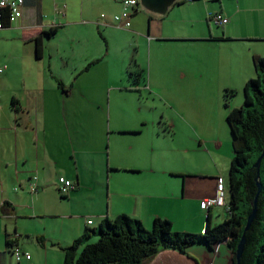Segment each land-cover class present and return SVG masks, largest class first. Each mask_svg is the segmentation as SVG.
Masks as SVG:
<instances>
[{
	"label": "crops",
	"instance_id": "obj_1",
	"mask_svg": "<svg viewBox=\"0 0 264 264\" xmlns=\"http://www.w3.org/2000/svg\"><path fill=\"white\" fill-rule=\"evenodd\" d=\"M209 2L174 4L163 17L150 14L154 17H148L146 30L135 22L137 31L130 29L137 11L134 12L130 27L120 29L133 36L137 47L149 50L148 84L143 73L129 75L126 71V84H131L127 86L112 82L107 72L99 75L97 81L99 87L108 90V99L102 101L92 95L93 82L88 77L90 65L102 56L97 53L93 35L96 32L102 37L101 28L111 33L117 27L113 16L107 17L98 8L104 7L108 15L118 14L121 2L80 0V22L74 0H52L56 23H48L42 21L43 0H24L22 16L0 32L8 40L18 38L24 44L22 52L8 53L2 59L1 66L6 68L0 72V264H61V247L96 229L102 220L120 214L139 219L147 229L155 217L169 219L174 229L195 233L203 230L207 213L213 222L214 207L204 210L200 202L214 192L216 177L225 181V160L222 161L218 137L202 135L199 122H188L176 112L175 117L162 116L157 126L153 118L122 112L123 99L136 100L142 81L149 90L152 78H160V82L163 79L165 74H159L164 72L160 52L163 40L190 49L199 64L208 65L209 69L202 68L201 75H208L211 70L220 74L215 80L220 88L240 91L255 76L252 55L264 56V16L254 31L246 32L244 23L228 21L221 34L212 33L210 28L207 32L195 26L203 23L204 15L208 26L211 24L207 19V14L213 13L207 12ZM260 2L264 10V0ZM52 27L55 32L47 35L45 32ZM68 27L80 31L71 41L67 40L71 47L53 48L52 37ZM211 64L215 67L211 68ZM180 74L186 77L187 71L181 70ZM186 128L191 130V137L186 136L187 141L192 140L190 146L183 139L174 142ZM194 152L208 165L187 163L186 155ZM217 170L221 174L217 175ZM34 175L37 190L31 194L28 183ZM59 176L70 179L75 189L61 196L65 200L55 205ZM172 177L182 180L171 181ZM171 185L178 187L172 193H162ZM57 214L64 220L54 221ZM182 216L193 219L186 227H175ZM87 220L92 223L87 224ZM14 234L18 246L30 254V259L16 262L11 256L6 241ZM38 236L44 238L43 243ZM97 238L98 234H92L88 242ZM186 252L162 248L145 257L142 264H233L227 242H222L217 251L196 242Z\"/></svg>",
	"mask_w": 264,
	"mask_h": 264
},
{
	"label": "rangeland",
	"instance_id": "obj_2",
	"mask_svg": "<svg viewBox=\"0 0 264 264\" xmlns=\"http://www.w3.org/2000/svg\"><path fill=\"white\" fill-rule=\"evenodd\" d=\"M187 1L188 0H185L182 3L176 4H186L185 2ZM196 1L197 0H194L193 3H196ZM209 1L210 2L209 6H207V12H223L225 15H228L230 23L232 21V23L236 22V24H246V32L254 31L261 20H263L264 10L262 9L263 4L260 2V0H245L243 3L234 0ZM42 4V21L56 23L54 21V19L56 20V12L53 9L52 0L51 4L49 3V0H43ZM74 5L76 18L81 22L82 20L80 19L78 13V5H80V0H74ZM235 10L238 12L236 17L235 15L233 16ZM98 11L104 12L107 17L113 16V13L108 15L102 6L98 8ZM170 14L168 16H171ZM148 17L152 18L154 16H150V14H148L146 11L138 8L137 12L131 18L130 29L137 31L134 26L135 22L136 24H139L140 27H144L143 30H146L148 26ZM62 20V22L65 23V18ZM103 28H101V35L103 39L96 32H94L93 35V38L99 48L97 53H101L100 55L102 56L97 58L99 61L90 65L91 67L88 77L92 78L93 82V87L91 89L92 95L98 96L102 101H106L108 99V90H104L101 88V86H98L97 81L99 75H106L108 72L112 82L125 85L127 79L126 71L131 72L132 69H136V71H139V74L143 73L144 76L146 75L145 83L148 84L147 74L149 73L150 52L145 47H137L133 36L122 32L123 29L114 28L115 31L113 30L111 33H108L107 31L103 32ZM195 28H200L203 30L206 29L207 32L210 28L212 33L215 32L218 34H221L223 31V27L221 26L216 27L212 24L208 26L205 15L203 16V23L196 24ZM0 32H2V30ZM78 32H80L79 29L75 27H68L64 30L61 29L56 35L52 37L50 44L53 48L54 46H59L63 49L70 48L71 44L69 41H71L73 37H76ZM162 44L164 45L161 47L160 52L164 57V67L162 68L164 72L159 74H165L163 79H161L160 82V78H152V87H150L149 90L148 88H144L145 86L143 85L142 81L138 86L140 91L137 93L136 100H131L130 98L123 99L122 112H135L136 115L134 116H137V118H140L141 116H145V118L149 119L153 118L155 126H157V123L162 116L171 118L177 115L181 116V114L187 119L188 122H199L198 131L202 135H212L214 137H218V141L222 143L220 151L223 154L222 161L223 159L225 160L222 171L225 173L223 174V178L225 180L224 182H226L225 178L228 173L230 160L224 157L225 155H232V135L226 122L228 108L225 107L223 99V95L227 88H220L215 84V80L219 79L221 75L217 74L216 71L214 72L213 70H211L212 72L210 71L208 75H201L200 72L203 70L202 68L209 69V66H203L199 64V61L194 59V53H192L190 49L184 48L182 46H174V41L172 42L169 40H163ZM23 45V42L18 38L8 40L6 36H0V66L3 64L2 59L7 56L8 53L18 54L22 52ZM48 52L49 48L46 49V54H48ZM137 59L140 61L142 66L138 65ZM212 67L214 68L215 66L211 64V68ZM184 69L187 71L186 77H183L180 74L181 70ZM128 84L129 83L126 85L128 86ZM1 86L2 84L0 82V87ZM234 92L235 93L229 102V108L239 107L243 103V89L240 91L235 90ZM174 112H176L177 115ZM160 128H164V125H161ZM189 130L190 129L185 131L182 130L174 142H178L179 140L183 139L188 146L192 145V140L187 141L186 138V136L191 137V130ZM185 160L187 163H192L193 165L196 163H206L208 165L209 163L196 152L186 155ZM215 173L218 175L221 174V171L217 170ZM165 178L170 180L169 177L165 176ZM172 178L173 180L171 181H178L179 179L180 181L182 180L180 177ZM177 187L178 185H176V189ZM180 187L181 186L179 182V190H181ZM176 189L171 185L162 189V193L169 194L174 192ZM56 192L57 199L55 200L57 201L53 203L58 205L60 203L58 201L65 200V198H61V195L57 190ZM212 214L213 222L211 225L221 223L227 217V214L220 207L212 208ZM192 219L193 218L186 219V216H182L178 219L176 224L177 226L175 227H186V225H188ZM53 220L60 222L64 219L62 215L57 214ZM203 220H205V217ZM178 231L182 230L179 229Z\"/></svg>",
	"mask_w": 264,
	"mask_h": 264
},
{
	"label": "trees",
	"instance_id": "obj_3",
	"mask_svg": "<svg viewBox=\"0 0 264 264\" xmlns=\"http://www.w3.org/2000/svg\"><path fill=\"white\" fill-rule=\"evenodd\" d=\"M1 21L9 25L6 16H2ZM55 30L52 27L45 33L51 35ZM36 41L39 48L40 38L37 37ZM252 62L255 76L244 84L243 103L229 108V100L235 90L226 89L223 95L224 105L228 108L226 122L232 135V157L225 182L229 204L227 217L221 223L211 225L210 214L207 213L203 230L195 233L175 230L169 219L161 217L153 218L151 228L147 229L139 219L120 214L113 219L102 220L96 229L86 231L71 244L61 247L64 254L61 264H142L145 257L162 248L187 254V248L196 242H203L213 249L215 244L224 240L234 260L236 245L257 190L253 164L264 150V56L253 54ZM128 73L139 75V72ZM58 84L62 85L60 81ZM259 176L261 191L257 198V212L245 233L240 264H264V156L260 161ZM92 234H98V239L88 242ZM37 238L43 243L42 236Z\"/></svg>",
	"mask_w": 264,
	"mask_h": 264
},
{
	"label": "built area",
	"instance_id": "obj_4",
	"mask_svg": "<svg viewBox=\"0 0 264 264\" xmlns=\"http://www.w3.org/2000/svg\"><path fill=\"white\" fill-rule=\"evenodd\" d=\"M120 1L122 4V10L118 14L113 15V25L117 28H129L130 27V18L134 14L135 10L139 7V0H114ZM193 2V0H188ZM24 0H0V29L4 28L6 25L1 21L2 16H6L8 23L15 21L17 18L22 16V6ZM103 17V14H101ZM208 21L215 26H225L229 17L224 16L221 12H213L207 14ZM6 68L5 65L0 66V72ZM37 176H33V180H30L28 183V190L32 194L37 190L36 183ZM58 191L61 196H67L72 190L75 189L74 183L65 178L64 176L58 177ZM16 189V188H15ZM200 207L204 210H209L212 207H222L225 213L229 211V204L226 200V188L223 179L218 176L215 178V187L212 195L203 198L200 202ZM91 220H87V224H91ZM17 234H14L7 240L8 250L11 256L20 262L22 259H30V254L23 252L22 249L17 244ZM226 242V240L222 241ZM222 242L215 244L213 249L218 250L219 245Z\"/></svg>",
	"mask_w": 264,
	"mask_h": 264
},
{
	"label": "water",
	"instance_id": "obj_5",
	"mask_svg": "<svg viewBox=\"0 0 264 264\" xmlns=\"http://www.w3.org/2000/svg\"><path fill=\"white\" fill-rule=\"evenodd\" d=\"M180 0H139V7L146 11L148 14L154 15V16H159L163 17L165 16L169 9L176 4ZM264 156V150L261 152L259 157L256 159L254 162L253 166L256 169L255 173V184L257 187L256 194L254 195L253 201L251 202L252 209L251 212L248 214L246 218V223L244 225L241 237L236 245V250L234 252V260L233 264H240V258L244 249L245 241H246V236L245 233L249 229L252 221L254 220L257 212V198L258 194L261 191V181H260V176H259V167H260V161L262 157Z\"/></svg>",
	"mask_w": 264,
	"mask_h": 264
}]
</instances>
